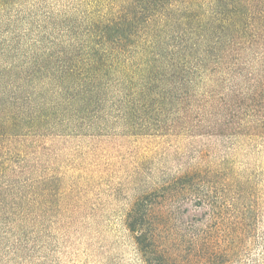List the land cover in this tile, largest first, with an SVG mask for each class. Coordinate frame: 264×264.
Listing matches in <instances>:
<instances>
[{"label":"trees","instance_id":"trees-1","mask_svg":"<svg viewBox=\"0 0 264 264\" xmlns=\"http://www.w3.org/2000/svg\"><path fill=\"white\" fill-rule=\"evenodd\" d=\"M165 125L264 138V0H0V224L30 141Z\"/></svg>","mask_w":264,"mask_h":264},{"label":"rangeland","instance_id":"rangeland-1","mask_svg":"<svg viewBox=\"0 0 264 264\" xmlns=\"http://www.w3.org/2000/svg\"><path fill=\"white\" fill-rule=\"evenodd\" d=\"M11 158L0 264H264V138L165 125L38 139Z\"/></svg>","mask_w":264,"mask_h":264}]
</instances>
